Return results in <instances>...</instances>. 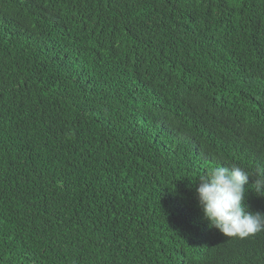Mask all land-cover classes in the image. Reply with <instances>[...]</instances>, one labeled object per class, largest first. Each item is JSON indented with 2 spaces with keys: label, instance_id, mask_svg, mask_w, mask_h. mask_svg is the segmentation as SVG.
Returning a JSON list of instances; mask_svg holds the SVG:
<instances>
[{
  "label": "trees",
  "instance_id": "1",
  "mask_svg": "<svg viewBox=\"0 0 264 264\" xmlns=\"http://www.w3.org/2000/svg\"><path fill=\"white\" fill-rule=\"evenodd\" d=\"M219 165L264 168V0H0V264H264Z\"/></svg>",
  "mask_w": 264,
  "mask_h": 264
},
{
  "label": "clouds",
  "instance_id": "2",
  "mask_svg": "<svg viewBox=\"0 0 264 264\" xmlns=\"http://www.w3.org/2000/svg\"><path fill=\"white\" fill-rule=\"evenodd\" d=\"M250 177L255 194L264 198V168L251 174L238 165H219L198 177V206L210 229L240 238L264 231V213L249 211L245 204Z\"/></svg>",
  "mask_w": 264,
  "mask_h": 264
},
{
  "label": "bare ground",
  "instance_id": "3",
  "mask_svg": "<svg viewBox=\"0 0 264 264\" xmlns=\"http://www.w3.org/2000/svg\"><path fill=\"white\" fill-rule=\"evenodd\" d=\"M144 216V215H143ZM144 218V217H143ZM200 231V230H199ZM205 232V231H204ZM129 242V241H128ZM205 246V245H204ZM148 250V249H147Z\"/></svg>",
  "mask_w": 264,
  "mask_h": 264
}]
</instances>
